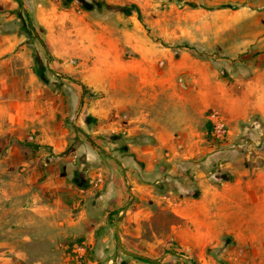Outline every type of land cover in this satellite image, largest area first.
Instances as JSON below:
<instances>
[{
    "label": "rangeland",
    "instance_id": "374dc122",
    "mask_svg": "<svg viewBox=\"0 0 264 264\" xmlns=\"http://www.w3.org/2000/svg\"><path fill=\"white\" fill-rule=\"evenodd\" d=\"M22 2L34 31L17 1L0 0V33L10 39V50L3 57L20 52L18 62L29 72L37 54L46 81L33 70L32 87L63 98L68 144L61 154L72 160V175L80 172L81 181L88 183L83 195L92 192L86 199L82 197L81 204L87 206L104 190L108 153L119 155L125 147L120 85L137 81L133 67L140 57L134 49L144 46L146 37L159 48L171 47L172 56L167 53L164 59L177 65V78L186 77L203 89L201 101L194 99L192 114L204 143L217 148L222 141L211 140L206 122L207 112L218 109L226 121L238 119L232 121L238 129L256 132L251 145L241 142L250 153V159H243L246 166L264 171V0ZM120 16L126 18L122 26L127 28V40L124 48L115 51L108 49L106 34L108 20ZM108 61L115 70L108 72ZM162 75L167 78L169 73ZM192 94L196 97L195 89ZM229 126L231 122L228 130ZM179 145L178 149L183 147ZM169 167L176 172H168L166 178ZM204 167L211 176L224 173L214 164ZM159 168L160 176L148 181L154 185L151 194L161 202L140 203L132 193L118 216L123 223L117 237L120 245L110 256L118 255L133 264H146L141 256L159 260L158 264H264V216H213L208 211L195 215L190 203L182 201L189 192L183 185L187 177L179 172L186 174L188 164L162 163ZM256 197L258 206L264 203V192L257 191Z\"/></svg>",
    "mask_w": 264,
    "mask_h": 264
},
{
    "label": "crops",
    "instance_id": "0c3cea01",
    "mask_svg": "<svg viewBox=\"0 0 264 264\" xmlns=\"http://www.w3.org/2000/svg\"><path fill=\"white\" fill-rule=\"evenodd\" d=\"M125 20L121 16L108 20V49L118 51L126 45ZM8 36L0 33V264H133L110 256L120 245L117 237L123 223L118 216L132 193L140 203L159 200L151 194L154 185L148 180L160 176L162 163L188 164L186 174L179 172L187 177L186 183H180L189 192L182 201L190 203L195 215L208 211L213 216H264V203L256 202L257 191L264 192V171L246 166L243 158L250 159V153L241 143L251 145L256 132L238 129L232 124L238 119L233 118L227 121L231 126L218 149L204 143L192 114L194 99L201 101L203 89L186 77L178 79L177 65L164 59L167 53L172 56L171 47L159 48L151 37L134 49L140 57L133 67L137 81L120 85L125 147L119 155L108 153L104 190L87 206L81 204L82 197L92 192L83 195L85 189L74 186L72 160L61 154L68 144L63 98L32 87L33 68L28 72L18 62L20 52L3 57L10 50ZM113 70L108 61V72ZM166 72L167 78L162 75ZM206 122L209 127L207 117ZM177 143L183 147L178 149ZM212 164L224 173L207 174L204 166ZM171 171L176 172L169 167L164 176L169 178ZM79 241L87 244L80 263L70 255L71 245Z\"/></svg>",
    "mask_w": 264,
    "mask_h": 264
},
{
    "label": "built area",
    "instance_id": "2783aa9c",
    "mask_svg": "<svg viewBox=\"0 0 264 264\" xmlns=\"http://www.w3.org/2000/svg\"><path fill=\"white\" fill-rule=\"evenodd\" d=\"M207 121L209 123V135L212 141H221L228 134V125L224 114L215 108L207 112ZM87 244L85 241L74 242L70 247L71 257L82 262L86 254Z\"/></svg>",
    "mask_w": 264,
    "mask_h": 264
},
{
    "label": "trees",
    "instance_id": "16d2710c",
    "mask_svg": "<svg viewBox=\"0 0 264 264\" xmlns=\"http://www.w3.org/2000/svg\"><path fill=\"white\" fill-rule=\"evenodd\" d=\"M15 1L18 2V4H19L21 10L24 11V13H25V15H26V17H27V24H28V25L32 28V30L34 31L35 29H33V25H32V22H31V20H30V16H29V14L25 11V9H24V7H23V2H22V0H15ZM87 9H88V8H87ZM19 14H21V13H19ZM20 16H21V15H20ZM23 26H24V24H23ZM24 28H25V27H24ZM34 60H35V67L33 68V70H34L35 74H36V75L38 76V78H40L41 80L46 81V76L44 75V72H43V69H42L43 64H42V61L40 60V57H39L37 54L34 55ZM73 183H74L77 187H79L80 189H85V188H87V186H88V183H87V182L84 183V182L81 181V173H75V174H74V177H73ZM140 259H141L142 261L148 262V263H150V264H158V261H155V260H153V259H149V258H147V257H140Z\"/></svg>",
    "mask_w": 264,
    "mask_h": 264
}]
</instances>
